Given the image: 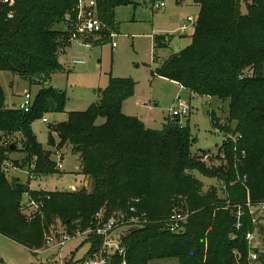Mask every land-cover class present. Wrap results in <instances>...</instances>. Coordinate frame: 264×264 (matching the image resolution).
<instances>
[{"label":"trees","instance_id":"1","mask_svg":"<svg viewBox=\"0 0 264 264\" xmlns=\"http://www.w3.org/2000/svg\"><path fill=\"white\" fill-rule=\"evenodd\" d=\"M94 1L106 27L104 40H109L108 33L116 30L114 9L134 1ZM193 1L198 17L191 42L164 59L154 73L177 82L190 96L228 101L227 117L234 126L222 127L215 112H209L213 129L241 135L236 151L232 143L223 142L214 156L225 161L227 171L224 165L213 168L194 159L189 151L190 135L180 127L179 119L156 130L147 128L139 117L122 113V104L134 95L135 82L114 77L87 110L68 112L64 121L49 125L58 137L57 144L51 145L59 152L70 147L78 155L80 175L90 181V190L82 185L76 190L54 191L30 189V178L24 183L9 180L5 163L25 166L33 179L59 172L52 152L37 141L31 125L46 113L64 111L66 95L49 81L62 70L58 56L68 46L66 27L74 18L77 0L0 4V72L39 86L24 112L6 104L0 84V234L33 253L43 243L44 230L58 222L70 232L84 230L96 223L100 212L107 218L131 204L146 214L147 222L122 230H126L121 235L125 254H114L111 264L164 259H176L178 264H246L245 233L256 227L245 210L242 227L236 229L233 207L246 201V187L252 205L264 201V0H245V14L240 11L242 0ZM152 38L154 49L168 47L169 35ZM84 41L91 44L95 39ZM240 151L245 154L242 159ZM18 152L23 157L10 161L11 154ZM221 152L227 157L221 158ZM235 157L242 162L237 171ZM193 171L219 184L201 193V181ZM236 172L240 182L231 185L226 175ZM219 190L223 193L217 194ZM25 192L42 203V216L36 212V219L28 220L21 209ZM178 206L189 216L181 232H172L168 220ZM257 234L263 236L264 231ZM261 239L257 261L264 264ZM92 245L95 249L97 240Z\"/></svg>","mask_w":264,"mask_h":264},{"label":"rangeland","instance_id":"2","mask_svg":"<svg viewBox=\"0 0 264 264\" xmlns=\"http://www.w3.org/2000/svg\"><path fill=\"white\" fill-rule=\"evenodd\" d=\"M133 4L120 5L114 9L116 22L115 47H111L110 40L101 38L98 43L85 47L84 45L67 40V49L60 53L58 61L62 70L51 75L49 84L60 89L66 95L64 111L60 113H46L44 117L47 122L40 119L31 125L37 141L44 149L52 152V159H56L54 151L59 150L51 145L58 142L55 132L49 130V125H55L66 119L67 113L71 111H84L93 104L100 92L109 86L111 78H131L135 82V92L132 97L124 101L121 111L128 115L140 116L144 125L150 129L159 130L165 122L170 121L168 112L171 107L176 106L180 101L188 103L189 113L179 118L178 124L186 128L190 135L189 151L194 159L204 162L208 167H225L227 164L222 159L214 156L219 152L222 145V134L214 130L211 126L209 112L213 110L222 127L228 124L235 125V122L228 120V101H220L217 98L191 96L183 90L177 82L158 76L154 73L160 63L173 53L180 51L189 45L193 32V22L188 24L186 31L179 34V27L186 22L187 17L196 21L198 8L193 0H166L165 7L155 9L153 4L144 0H133ZM240 11L245 14L246 1L240 3ZM157 34L169 35L170 40L167 48L154 49L153 36ZM102 37V36H101ZM72 43V44H71ZM83 60V64H72V60ZM0 84L6 95V104L10 107L12 103L22 100L25 89L33 96L39 86L29 85L23 78L11 74L10 72H0ZM100 120H98L99 122ZM15 137V136H14ZM19 143V139H16ZM62 157V168L58 173L45 177L32 179L29 188L33 190H71L69 186L79 188V161L70 147L64 146L60 150ZM210 154L209 159L204 160L203 156ZM23 153H13L10 161L20 159ZM221 158H226L227 153H220ZM17 169L5 172L9 180L17 178L21 182H26L27 175L22 170H27L24 166L17 165ZM192 174L201 181V193L208 192L211 186H217L219 182L213 178H207L193 171ZM231 185L240 182L237 173L226 175ZM84 185V184H83ZM219 187V186H218ZM90 190V181L84 186ZM223 193L219 190L217 194ZM25 200V196H23ZM131 201V197L128 199ZM31 211H26V216ZM39 215V214H38ZM30 217L33 214L29 215ZM39 216H42L40 214ZM28 217V216H27ZM35 215L32 217L33 220ZM31 218L28 217V220ZM62 228V224L50 226L44 230L45 233L54 232ZM118 230L119 235H123L126 230ZM43 234V236H44ZM257 242H262L257 233ZM51 246V243L48 244ZM91 246L88 239L77 238L72 240L63 250L66 257L73 253L72 264H79L87 255ZM0 264H59L57 250L48 249L38 253H31L27 248L14 243L4 237H0ZM71 264V263H70ZM149 264H178L176 259L154 260Z\"/></svg>","mask_w":264,"mask_h":264},{"label":"built area","instance_id":"3","mask_svg":"<svg viewBox=\"0 0 264 264\" xmlns=\"http://www.w3.org/2000/svg\"><path fill=\"white\" fill-rule=\"evenodd\" d=\"M8 1V5L13 4V0H0L1 3H5ZM155 9H161L165 7V2L161 1L153 4ZM11 17V15H8ZM193 25L195 21L191 17H187L186 22H183L179 27V34H183L189 23ZM67 30L69 33V40L78 42L85 47L91 46L90 43H85L84 38L93 37L95 40H99L103 38V32H105L106 27L102 23V21L97 16L96 12V4L94 0H77L76 5L74 7V18L70 20L69 24H67ZM102 36V37H101ZM115 37L114 32L108 33V38L111 41V47H115V42L112 41V38ZM72 64H83V60L74 59L71 62ZM33 96L30 94V91L25 89L22 94V100L19 104V109H22L24 112H27L32 105ZM189 113L188 103L184 101H180L176 106L171 107L168 112V118L170 121L175 119H179ZM42 122H47V119L43 117L41 119ZM218 130V129H214ZM220 131V130H218ZM222 134V143H232L233 150L236 151L238 142L241 139V135L234 132H225L220 131ZM241 159L244 157V151H240ZM211 155L205 154L203 156L204 160L209 159ZM56 168L60 170L62 168V157L61 153L56 150ZM241 164L237 157L234 159V169L237 171V164ZM5 168L9 170L17 169L13 166L12 163H5ZM237 173V172H236ZM27 178L33 179V176L29 174V171H25ZM238 176V175H237ZM239 180V176H238ZM244 177L242 178L243 183ZM74 190L72 187H70ZM247 196L246 201L243 204L235 205L233 207L234 216L236 218L235 228L239 229L242 227V216L244 215L245 210H247L249 216L251 217V221L253 225L256 227V231H249L245 233V240L248 244V252L245 258L246 264H259L257 261L258 258V249L259 245L257 244V236L255 233L264 231V201L252 205L249 199V192L246 187ZM25 200L22 199L21 209L23 212L31 211L33 216L34 213L40 214V210L42 207V203L33 198L29 192H25L24 195ZM138 200H134L137 202ZM133 203V202H132ZM227 208V207H226ZM29 215H27L29 218ZM189 214L187 211L183 212L182 207L178 206L173 209L171 216L168 220V228L172 232H181L183 230V226L187 221ZM147 222V216L145 213H139L134 205H129L125 210H116L113 211L107 218H103L102 213L100 212L97 215V221L93 224V226L87 227L84 230H75L74 232H70L65 228H60L51 233H45L44 239L41 247L34 248L32 251L38 253L40 251H45L48 249L57 250V256L59 260V264H72L73 253L68 256H63V250L72 240L77 238H85L88 239V242L91 246V249L88 252V255L79 263V264H111V258L114 254H119L124 256L125 249L121 246V235L117 232L121 229H126L131 226L137 225L139 223ZM262 228V230H261ZM232 235L231 237H233ZM97 240V247L93 249V242ZM51 243V246L48 244ZM236 258H239V255H236ZM123 264L125 262L123 261Z\"/></svg>","mask_w":264,"mask_h":264},{"label":"crops","instance_id":"4","mask_svg":"<svg viewBox=\"0 0 264 264\" xmlns=\"http://www.w3.org/2000/svg\"><path fill=\"white\" fill-rule=\"evenodd\" d=\"M74 41H72V43H73ZM190 42H191V40H190ZM71 43V44H72ZM67 49V48H66ZM64 52V51H63ZM179 85V84H178ZM180 86V85H179ZM181 88H182V86H180ZM183 90H185V89H183ZM5 92V91H4ZM189 94V93H188ZM22 96V95H21ZM189 97H191L190 96V94H189ZM21 102H18V103H12L13 104V106L12 107H16V108H18L19 107V104H20ZM124 104V103H123ZM123 104H122V106H123ZM122 113H124V112H122ZM125 114V113H124ZM125 115H128V114H125ZM133 116H137V115H133ZM137 117H139L140 119H141V117L140 116H137ZM142 120V119H141ZM77 157H78V155H76ZM55 161H56V159H54ZM79 167H80V165H79ZM18 170V169H17ZM19 171V170H18ZM25 171L26 170H22V172L23 173H25ZM78 172H79V168H78ZM79 175H80V173H79ZM80 176H82V175H80ZM27 178V177H26ZM28 179V178H27ZM27 181V180H26ZM86 183H87V178H85V177H83V179L82 180H80V186H82L83 184L84 185H86ZM79 186V187H80ZM69 187H72L73 189H77V187H75V186H69ZM71 189V188H70ZM43 190V189H42ZM72 190V189H71ZM48 191V190H47ZM0 237H4V238H6V239H8V240H10V241H12V242H14V243H17V242H15V241H13V240H11V239H9L8 237H6V236H4V235H2V234H0ZM17 244H19V243H17ZM19 245H21V244H19ZM21 246H23V247H25L24 245H21ZM25 248H27V247H25ZM29 251H30V249L29 248H27ZM31 252V251H30ZM32 253V252H31Z\"/></svg>","mask_w":264,"mask_h":264},{"label":"water","instance_id":"5","mask_svg":"<svg viewBox=\"0 0 264 264\" xmlns=\"http://www.w3.org/2000/svg\"><path fill=\"white\" fill-rule=\"evenodd\" d=\"M13 147V145H11V148ZM261 230H262V228H261Z\"/></svg>","mask_w":264,"mask_h":264}]
</instances>
